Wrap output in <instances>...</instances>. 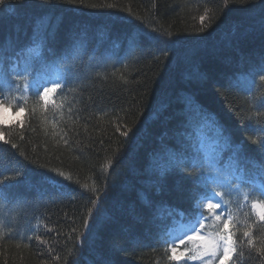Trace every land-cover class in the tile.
I'll return each instance as SVG.
<instances>
[{
  "label": "trees",
  "instance_id": "1",
  "mask_svg": "<svg viewBox=\"0 0 264 264\" xmlns=\"http://www.w3.org/2000/svg\"><path fill=\"white\" fill-rule=\"evenodd\" d=\"M24 7L28 9L27 15L5 19L0 28L4 35L15 36L19 31L21 43L31 36L30 17L42 11L38 0H27ZM57 7L66 26L81 25L93 30L84 48L75 53L76 59L70 61L80 66L79 78L63 91L52 93L47 105L36 94L22 95L50 67L41 68L39 63L40 57L47 54L45 45L34 40L21 53L19 68L15 55L8 66L9 71H19L26 62L34 63L37 71L30 72L26 80L11 90L0 92L8 104L25 108L23 127L16 123L0 129L5 140L11 141H0V180L16 172L26 174L20 183L9 181L17 193L15 198L0 197V264H66L70 254L77 264H93L96 257L88 245L82 246L83 254L74 250L81 247L82 225L93 202L106 219L115 218L113 224L103 229L102 245L116 241L123 247L119 264H178L168 260L170 230L193 220L194 214L180 201L173 200L157 210L159 232L150 225L137 224L140 243L130 242L123 226L131 222V217L122 215L120 206L134 204L139 208L137 193L147 187V178L133 179L130 169L134 164L146 165L148 154L160 146L165 129L159 123L158 113L150 109L153 95L168 80L176 85L179 96L191 94L214 114L217 131L222 130L230 143L244 146L250 157L255 156L252 149L264 141V107L258 103L264 98V81L255 71L260 61L259 43L220 47L211 61L206 56L194 64L185 61L187 49L201 42L198 37L219 45L225 33L249 15L244 10L248 6L227 0H78L74 4L59 3ZM118 18L122 20L121 26L109 33L105 25ZM153 28L185 38L184 46L175 52L168 50L167 55L156 44L129 49L125 33ZM117 44L119 48L115 47ZM4 67L0 63V82ZM197 68L211 69L209 84L191 79ZM59 71L62 81L64 73L60 68ZM118 124L120 131L126 125L139 132L126 141L117 131ZM198 135L206 143L214 140L216 131L203 127ZM213 146L220 155L222 145ZM230 156L229 152L223 154V164L228 167ZM19 160L27 167L18 168ZM253 162L247 164L249 170ZM128 181L135 184L136 191L124 189ZM147 194L154 193L149 188ZM252 199L256 200L255 194ZM230 214L235 225L232 230L237 233L238 247L243 252L238 264H261L259 254L242 235L245 226L252 222L251 208L233 206ZM262 235L264 226L257 225L254 240ZM36 236L44 243L34 239Z\"/></svg>",
  "mask_w": 264,
  "mask_h": 264
},
{
  "label": "snow or ice",
  "instance_id": "2",
  "mask_svg": "<svg viewBox=\"0 0 264 264\" xmlns=\"http://www.w3.org/2000/svg\"><path fill=\"white\" fill-rule=\"evenodd\" d=\"M78 0H38V6L42 9L40 13H34L30 17L32 25L31 36L28 41L21 43L19 31L14 36L11 33L4 35L0 31V63L4 64L2 72V82H0V92L4 89L11 90L20 81L28 78L30 72L37 71L34 63H25L22 70L9 71L8 66L12 64V57L15 55L16 67L19 68L21 53L24 48L36 39H39L46 47L47 54L41 56L39 63L41 68L47 69L51 65L60 68L64 73L63 79L57 75L56 79L47 80L48 86L43 87L41 92L40 85H37V95L47 105L49 94L63 91L74 79L79 78L80 66H75L70 61L76 59L75 53L84 48L88 34L93 30L87 26L71 25L66 26L61 10L57 7L59 3H77ZM82 2V0H80ZM229 3H239L247 5L244 10L249 13L247 17L241 18L226 33L220 44L208 42L204 37H198L197 43L187 49L185 61L194 64L205 56L209 61L213 60L220 47H239L249 42H257L261 46L260 61L257 63L255 71L259 75L260 81H264V0L253 3L252 0H227ZM27 0H0V28L5 19L13 20L19 18L21 14H28V9L24 7ZM61 12V15H57ZM204 21V17H200ZM55 21V22H53ZM122 20L111 21L105 28L109 33L121 26ZM205 28H201L204 31ZM124 40L130 50L142 49L145 45L156 44L160 46V51L167 55L168 50L175 52L178 47H183L185 38L173 34L172 32L162 31L153 28L151 30L137 29L135 32L125 33ZM120 47V44L115 46ZM87 54L86 48L84 49ZM198 84L207 85L212 80L211 69L197 68L191 77ZM165 81L164 77H161ZM259 106L264 107V98L259 100ZM13 105L0 101V114L6 108ZM151 111L158 113V120L165 131L160 137V146L153 149L148 154L146 165L137 167L135 164L130 169L133 179L137 176L146 177L147 187L138 192L136 199L140 201L137 208L133 205H121L122 215L131 217V222L123 226L124 235L134 244H139L140 239L137 234V224L150 225L156 232L160 231L159 217L157 210L162 206L170 205L173 200L180 201L182 206L190 210L196 217L195 223L204 227V223L210 219H215L221 225L220 231L211 237L204 245L201 255H190L188 259L201 260L202 264H238L243 252L238 247L237 233L232 229L233 216L227 211L229 201L223 197L239 193L241 186H252L254 191L264 197V141L256 145L252 151L254 157H250L248 149L244 146H234L229 142L222 130L217 131L216 121L212 119L205 106L194 98L191 94L179 96L176 92V85L171 80L162 83L152 97ZM15 112H24L25 108L17 106ZM17 124L23 127V120H17ZM4 127V120L0 119V129ZM203 127H211L216 131L214 143L219 148L220 155L215 153L205 156L200 145L203 139L198 135ZM121 125H117L120 131ZM125 130L120 131V135L125 140H130L136 136L139 129L134 132L132 128L124 126ZM191 137L192 139H189ZM0 141L10 144L11 141L5 140V133L0 131ZM67 143V141H65ZM13 148L16 145H11ZM231 153L229 175H235L239 184H234L231 179L224 177L223 154ZM250 161L252 167L249 170L247 164ZM38 163V161H31ZM18 168H26L23 160H19ZM189 169H196L191 171ZM53 171H56L55 169ZM63 176V173H58ZM25 173L16 172L14 176H5L0 180V197L15 198L17 193L13 191L14 185L9 181L15 180L20 183ZM43 175V174H41ZM70 180L71 177H66ZM213 186H220L227 189L226 192H218ZM152 190L153 195H148V189ZM125 190L136 191V186L131 181L125 182ZM251 195V193H249ZM203 201L201 208L198 202ZM247 202V199H246ZM259 208V211H255ZM251 209L254 216L251 224L245 226L242 235L247 238V243L259 254L261 264H264V235L258 240H254V231L257 225L264 226V202H253ZM115 222V218H105L98 204L93 202V207L87 210V217L83 222L84 231L80 234L79 240L81 247L74 250L83 254V245H88V249L93 252L96 259L93 264H119V255L124 251L123 247L116 241H112L107 246L102 245L103 229ZM195 232V225L191 229ZM75 232V229H73ZM186 235V234H185ZM237 237V238H234ZM37 241L44 243L40 236L34 237ZM203 239V237L189 236L188 240ZM172 241L170 247L171 254L168 260L171 262H181L182 254L178 253L177 248L185 245V240L177 237ZM99 247L93 248V245ZM260 244L261 247H256ZM66 264H77V259L71 257ZM187 264V259L182 261Z\"/></svg>",
  "mask_w": 264,
  "mask_h": 264
},
{
  "label": "rangeland",
  "instance_id": "3",
  "mask_svg": "<svg viewBox=\"0 0 264 264\" xmlns=\"http://www.w3.org/2000/svg\"><path fill=\"white\" fill-rule=\"evenodd\" d=\"M57 77V72L55 70L49 71L47 74L41 76L38 80V82L31 84L28 86L25 90L23 95L24 96H30L31 94H36L37 93V85H40V91H43V87L48 86L45 81L47 80H53L56 79ZM51 97V93L49 94V99ZM0 101H5L3 100L2 97H0ZM8 104V103H7ZM0 119L4 120V125L8 124H16V121L19 120H24V112H15L14 107L11 108H6L2 114H0ZM204 144V145H203ZM214 140H209L206 143H202L200 145V150L201 152L205 155H212L215 153L217 156L219 154L216 152L214 146H213ZM210 145V146H207ZM204 146V147H203ZM217 146V145H216ZM231 172L230 166L228 167L227 165H224V177L225 179H231L234 184H239V182L236 181V176L235 175H229ZM216 191L218 192H226L227 189L224 187L220 186H213ZM251 193V195H249ZM253 194L258 195V200L253 201L252 196ZM226 201H229L227 211L230 213V209L233 206L239 205V204H251L253 202H264V200L261 199V196L259 195L258 192L254 191V188H244L243 186L240 187L239 193H233L231 196L225 195L223 197ZM247 199V202H246ZM205 202L200 201L198 202L199 206L202 208L203 204ZM252 210V209H251ZM255 211H259V208H257ZM254 213V210H252ZM196 218L193 219L191 222L184 224L182 223L179 226L174 227L173 229L170 230V245L172 244V241L176 240L177 244L179 241L177 240V237L184 239L185 240V245H180L177 248L178 253L182 254V261L187 259V264H202L201 260H191L188 259L190 255H201L204 251V245L206 242L213 236H215L221 229V225L218 221H216L214 218L210 219L206 222L202 221L204 223L203 229L200 228L198 224L195 223ZM195 225L196 231L193 232L191 229ZM186 234V235H185ZM189 236H198V237H203V239H196L193 241H189L188 237ZM181 262H177L178 264H182Z\"/></svg>",
  "mask_w": 264,
  "mask_h": 264
}]
</instances>
